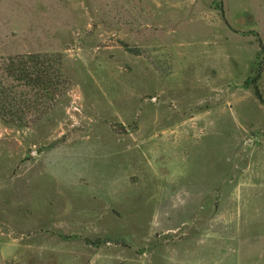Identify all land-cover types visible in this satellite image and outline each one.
<instances>
[{
	"label": "rangeland",
	"instance_id": "obj_1",
	"mask_svg": "<svg viewBox=\"0 0 264 264\" xmlns=\"http://www.w3.org/2000/svg\"><path fill=\"white\" fill-rule=\"evenodd\" d=\"M258 41L264 0H0L63 81L0 122V264H264Z\"/></svg>",
	"mask_w": 264,
	"mask_h": 264
},
{
	"label": "trees",
	"instance_id": "obj_2",
	"mask_svg": "<svg viewBox=\"0 0 264 264\" xmlns=\"http://www.w3.org/2000/svg\"><path fill=\"white\" fill-rule=\"evenodd\" d=\"M258 43L257 58L260 61L256 64L252 84L254 96L264 105L256 87L264 71V46ZM0 70V122L10 127H20L22 109H38L42 101L54 99L63 84L60 55L24 53L9 56Z\"/></svg>",
	"mask_w": 264,
	"mask_h": 264
}]
</instances>
